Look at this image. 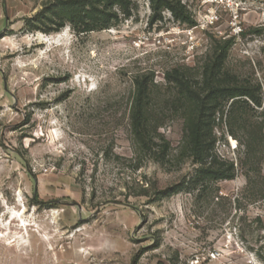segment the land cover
I'll use <instances>...</instances> for the list:
<instances>
[{
    "label": "rangeland",
    "instance_id": "rangeland-1",
    "mask_svg": "<svg viewBox=\"0 0 264 264\" xmlns=\"http://www.w3.org/2000/svg\"><path fill=\"white\" fill-rule=\"evenodd\" d=\"M53 1L0 0V264H264V0H180L192 25L133 0L116 26L79 34L38 20ZM225 39L228 73L262 88L244 119L263 126L248 147L228 106L216 112L211 152L233 177L215 179L198 176L164 76L200 81ZM140 73L164 162L132 142Z\"/></svg>",
    "mask_w": 264,
    "mask_h": 264
},
{
    "label": "trees",
    "instance_id": "trees-1",
    "mask_svg": "<svg viewBox=\"0 0 264 264\" xmlns=\"http://www.w3.org/2000/svg\"><path fill=\"white\" fill-rule=\"evenodd\" d=\"M148 2L152 20L161 18L162 13L167 10L179 22L194 24L190 13L180 0ZM133 6V0H54L37 14V18L45 24L55 25L49 30H58L68 23L79 34L116 26L132 14ZM229 45L230 40L225 39L212 50L209 58L203 63L202 78L198 82L188 81L177 70L167 72L164 76L170 88L175 89L177 93L171 104H178L183 113L186 150L195 162L204 164L198 168V176L215 179L233 177V163L225 164L211 152L214 142L211 137L212 124L216 112H223L224 106H228V132L242 143L238 132L243 130L248 147L257 141L263 126L262 123L258 125L244 119L243 114L252 109V105L261 106L262 88L259 83L239 81L228 73L224 65ZM132 84L133 97L129 118L132 142L137 149L135 152L147 153L153 160L164 162L167 160L169 142L157 133L158 125H152L148 110L152 88L156 84L146 73L137 74ZM208 158L210 160L207 162ZM138 165L137 162L134 168ZM173 193L175 191L167 192L166 195Z\"/></svg>",
    "mask_w": 264,
    "mask_h": 264
},
{
    "label": "built area",
    "instance_id": "built-area-1",
    "mask_svg": "<svg viewBox=\"0 0 264 264\" xmlns=\"http://www.w3.org/2000/svg\"><path fill=\"white\" fill-rule=\"evenodd\" d=\"M215 254H216L215 252H211L210 253V257L214 258L215 257Z\"/></svg>",
    "mask_w": 264,
    "mask_h": 264
}]
</instances>
